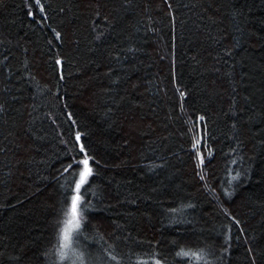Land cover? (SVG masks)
Masks as SVG:
<instances>
[{"label": "trees", "instance_id": "1", "mask_svg": "<svg viewBox=\"0 0 264 264\" xmlns=\"http://www.w3.org/2000/svg\"><path fill=\"white\" fill-rule=\"evenodd\" d=\"M76 195L102 264H264V0H0V264Z\"/></svg>", "mask_w": 264, "mask_h": 264}, {"label": "rangeland", "instance_id": "2", "mask_svg": "<svg viewBox=\"0 0 264 264\" xmlns=\"http://www.w3.org/2000/svg\"><path fill=\"white\" fill-rule=\"evenodd\" d=\"M69 221H71V223L68 222L66 227L64 228V231L65 229H68V235H69L67 248L63 247L64 231L62 234L61 252L63 251L65 253V258L61 260V264H102L100 262L101 261L100 257L94 256L93 255L94 252L92 253V250L90 253V249L87 248V244L81 236V232H82L81 219L78 214L77 204H76L75 215H73V210H72V217H70ZM93 256L96 258H94Z\"/></svg>", "mask_w": 264, "mask_h": 264}, {"label": "snow or ice", "instance_id": "3", "mask_svg": "<svg viewBox=\"0 0 264 264\" xmlns=\"http://www.w3.org/2000/svg\"><path fill=\"white\" fill-rule=\"evenodd\" d=\"M37 4H39V0H35ZM42 11V9H41ZM57 38H59V33H57ZM57 63H60V61H57ZM79 134L77 135V140H79ZM83 151V149H81ZM81 163L84 166V170L79 173V181L75 185V192L79 193L81 186L86 183L87 177L91 175V169L88 167L89 161L87 158L83 159ZM79 200V195H76L73 197L72 201V210H73V215H75V210H76V204L77 201ZM71 223V221H69ZM63 247L67 248L68 247V241H69V235H68V229H65L64 234H63ZM181 255H188V253H180ZM65 258V253L62 251L60 253V259L63 260Z\"/></svg>", "mask_w": 264, "mask_h": 264}]
</instances>
